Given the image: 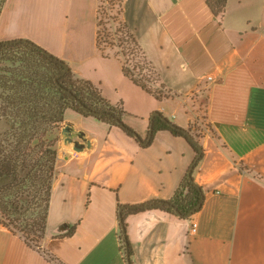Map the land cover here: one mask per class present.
<instances>
[{"label":"crops","instance_id":"0c3cea01","mask_svg":"<svg viewBox=\"0 0 264 264\" xmlns=\"http://www.w3.org/2000/svg\"><path fill=\"white\" fill-rule=\"evenodd\" d=\"M99 0H7L0 41L29 38L100 84L143 139L162 111L205 148L195 170L206 192L188 218L153 209L127 218L134 264H264V0H125L123 19L170 91L162 100L122 70L121 56L97 46ZM89 145L59 151L42 246L50 259L0 224V264H127L120 249L119 204L171 199L194 157L168 130L142 146L123 128L72 109L66 120ZM77 150L71 152L72 149ZM197 221L198 232L190 233ZM76 225L70 236H61Z\"/></svg>","mask_w":264,"mask_h":264},{"label":"trees","instance_id":"16d2710c","mask_svg":"<svg viewBox=\"0 0 264 264\" xmlns=\"http://www.w3.org/2000/svg\"><path fill=\"white\" fill-rule=\"evenodd\" d=\"M6 2L0 0V12ZM124 2L111 0L110 9L116 13L103 22L102 0H99L97 46L105 57L111 56L104 48L105 43L120 47L116 55L122 57L123 73L156 98L170 97L157 68L122 17ZM207 3L215 14H223L228 0H207ZM111 19L120 32L118 43L111 38L108 26ZM127 56L139 57V60L132 67ZM66 63L32 39L0 41V121L6 119L8 123V128L0 132V222L53 259L43 248L42 240L47 230L59 158V136L55 131L65 122L68 109L120 126L144 147L152 144L159 131L168 130L184 137L193 146L195 157L171 199L154 198L118 205L120 249L127 264H134L128 216L159 209L185 219L199 212L206 192L194 173L205 156V148L197 137L200 134H193L194 126L183 127L160 110L151 114L149 132L143 139L124 121L123 101L112 103L100 84L78 76L71 67L62 74ZM75 230L76 225L61 236H70Z\"/></svg>","mask_w":264,"mask_h":264},{"label":"rangeland","instance_id":"374dc122","mask_svg":"<svg viewBox=\"0 0 264 264\" xmlns=\"http://www.w3.org/2000/svg\"><path fill=\"white\" fill-rule=\"evenodd\" d=\"M111 6V0H102V13H101V17L103 18V22L104 20H107L110 18V15H113L116 13V10L110 9ZM110 24H108V26L111 29V38L114 37L115 43H118V39H119V35L120 32H117V23L114 22L112 19L110 20ZM113 39V38H112ZM104 48L106 50L107 53L111 54V55H116L119 51H120V47H118L117 45H110L108 43L104 44ZM129 55V54H128ZM127 58H129V65H131L132 67L134 66V64L139 60V57H133V56H127ZM8 128V123L6 121V119H2L0 121V132L7 129ZM55 134L60 136L61 134V126L58 127L55 131ZM57 147L59 149V151L61 152V154H63V150L62 149H66L67 147L65 146V144L63 143V141L61 142V144L59 145L57 143ZM72 149L70 150L71 152H76L77 150L73 149V147H71Z\"/></svg>","mask_w":264,"mask_h":264},{"label":"water","instance_id":"95a60500","mask_svg":"<svg viewBox=\"0 0 264 264\" xmlns=\"http://www.w3.org/2000/svg\"><path fill=\"white\" fill-rule=\"evenodd\" d=\"M69 69L70 66L66 63L65 70L62 74L66 73ZM61 136L65 139V141L72 143L78 150H84L87 145L90 144L86 132L84 130L75 129L74 125L70 122H66V124L62 127ZM189 215H192V213Z\"/></svg>","mask_w":264,"mask_h":264},{"label":"built area","instance_id":"2783aa9c","mask_svg":"<svg viewBox=\"0 0 264 264\" xmlns=\"http://www.w3.org/2000/svg\"><path fill=\"white\" fill-rule=\"evenodd\" d=\"M0 224H2L1 222H0ZM198 223H197V221H193L192 223H191V229H190V233L191 234H193V235H196L197 234V232H198ZM122 252V251H121ZM122 254H124L123 252H122Z\"/></svg>","mask_w":264,"mask_h":264}]
</instances>
